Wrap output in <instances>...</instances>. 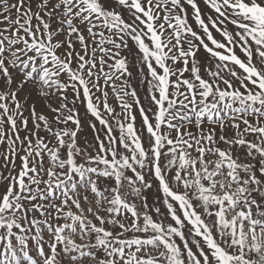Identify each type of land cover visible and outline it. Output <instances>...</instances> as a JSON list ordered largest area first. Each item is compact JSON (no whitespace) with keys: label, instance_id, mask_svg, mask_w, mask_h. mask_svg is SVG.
I'll use <instances>...</instances> for the list:
<instances>
[{"label":"snow or ice","instance_id":"1","mask_svg":"<svg viewBox=\"0 0 264 264\" xmlns=\"http://www.w3.org/2000/svg\"><path fill=\"white\" fill-rule=\"evenodd\" d=\"M0 264H264V0H0Z\"/></svg>","mask_w":264,"mask_h":264}]
</instances>
